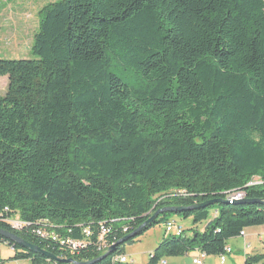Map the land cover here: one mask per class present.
Here are the masks:
<instances>
[{
    "label": "trees",
    "instance_id": "obj_1",
    "mask_svg": "<svg viewBox=\"0 0 264 264\" xmlns=\"http://www.w3.org/2000/svg\"><path fill=\"white\" fill-rule=\"evenodd\" d=\"M32 54L0 58V228L84 262L108 247L62 255L4 218L63 224L74 239L101 221L110 233L130 225L117 242L164 206L229 200L237 189L264 200V0H57L40 11ZM172 189L187 195L156 202ZM175 214L191 219L190 235L164 233L147 264L220 254L264 222V203ZM0 242L29 264H72ZM122 245L92 264H114ZM244 264H264V254Z\"/></svg>",
    "mask_w": 264,
    "mask_h": 264
},
{
    "label": "rangeland",
    "instance_id": "obj_2",
    "mask_svg": "<svg viewBox=\"0 0 264 264\" xmlns=\"http://www.w3.org/2000/svg\"><path fill=\"white\" fill-rule=\"evenodd\" d=\"M54 1L57 0H0V58H35L32 54V45L34 35L38 31L40 11L44 6ZM6 89L7 76L3 75L0 76V95H3ZM259 180L260 178L255 176L251 182H260ZM160 217L157 218L159 220L158 223L145 230L133 242L123 243V252L126 256L128 255L133 259V264H147L150 257L149 253L158 247L164 237V221L160 220ZM166 217L178 221L187 230L188 236L190 235V231H188L192 226L190 218L183 219L175 213H170ZM205 223L206 221L199 223L197 228L201 229ZM60 225L62 230H64L65 225ZM127 227H130V225L126 227L123 225L113 229L112 233L104 237V241L107 244H111V242L114 244L116 242L115 235L126 233L127 231L124 232V230ZM228 243L229 239H227ZM199 252L202 251L192 249L175 256L163 255L161 260H165L166 264H195L193 259L200 256ZM14 253V249L8 243L0 242V264L30 263L29 259H13ZM220 259L218 255H205L202 263L222 264ZM161 260L157 264H161ZM224 260H229L228 253L225 254ZM243 262V258H241L240 264H243Z\"/></svg>",
    "mask_w": 264,
    "mask_h": 264
},
{
    "label": "built area",
    "instance_id": "obj_3",
    "mask_svg": "<svg viewBox=\"0 0 264 264\" xmlns=\"http://www.w3.org/2000/svg\"><path fill=\"white\" fill-rule=\"evenodd\" d=\"M260 182H250L249 185L257 184ZM245 185V186H249ZM187 193L183 189H172L160 197L157 198L156 202H159L163 199H168L174 196H185ZM232 197H239L240 199L244 197V191L242 189L236 190V195ZM8 208L5 207L3 212H7ZM216 213V211H215ZM0 218L2 219V213H0ZM117 220V219H116ZM133 221V218H131ZM114 221V220H112ZM4 222L14 231H24L27 234H30L45 243V246L53 251L60 252L62 255L75 254L81 249L86 248L88 245L94 247L97 251L106 250L107 247L113 244H107L104 241V237L109 234L112 230L111 226L106 224L104 221L98 222L96 225V234L90 226H84L82 229V237L79 239H74L68 236L65 233H61L62 226H57V224L37 219L36 221L24 220L19 217L18 214H10L4 218ZM164 231L165 233H171L173 231H181V226L179 223L173 219H167L164 222ZM82 226V225H78ZM127 225H124L126 227ZM130 227H127L125 230H129ZM124 230V232H125ZM70 229L68 230V232ZM95 235V238H93ZM239 235H243V231L239 232ZM91 244V245H90ZM246 246V245H245ZM230 251V248L225 245L223 251L219 254L221 262L225 259V254ZM204 257V254L201 253L199 258L193 260L195 264H202L201 259ZM113 263L131 264L132 260L128 258L123 253H120L113 258Z\"/></svg>",
    "mask_w": 264,
    "mask_h": 264
},
{
    "label": "water",
    "instance_id": "obj_4",
    "mask_svg": "<svg viewBox=\"0 0 264 264\" xmlns=\"http://www.w3.org/2000/svg\"><path fill=\"white\" fill-rule=\"evenodd\" d=\"M228 203L226 200L222 199L221 197L218 198H212L209 200H205L203 202L197 203L195 205H191V206H164L162 208L157 209L146 221L143 222V224H141L136 230H134L133 232L125 235L124 237H122L121 239H119L115 245H119L122 244L124 242H126V240L128 238H132L135 237L143 228L148 227L149 225H151L153 223L154 220H156V218L159 215L165 214V213H176V212H182L185 209H195V208H200V207H207L209 205H212L214 203ZM246 203V204H254V203H264V200L261 199H248V198H244L241 200H237L235 201V203ZM0 235L3 236L4 238H6L7 240L14 242L16 244H18L19 246L23 247V248H27L30 251L33 252H38L40 254H43L45 256H47L48 258H51L55 261L58 262H63V263H72V264H92L97 260H100L101 258H103L104 256H106L107 254L113 252L115 250V245H112L108 248L107 252H105L104 254L100 255L99 257H97L96 259H93L91 261H84V262H79L76 261L72 258H67V259H61L56 257L55 255L41 249L40 247L36 246L35 244H32L26 240H24L23 238H21L20 236H18L15 233H12L6 229H2L0 228ZM184 238V237H183Z\"/></svg>",
    "mask_w": 264,
    "mask_h": 264
},
{
    "label": "crops",
    "instance_id": "obj_5",
    "mask_svg": "<svg viewBox=\"0 0 264 264\" xmlns=\"http://www.w3.org/2000/svg\"><path fill=\"white\" fill-rule=\"evenodd\" d=\"M244 234L245 237L238 235L229 239L227 244L229 247L231 246V251L228 253L229 260H224L222 264H240L241 258L245 261L246 255L264 254V223L245 228ZM128 258L132 260L131 264H133V259L130 256ZM160 263L166 264V261L161 260Z\"/></svg>",
    "mask_w": 264,
    "mask_h": 264
},
{
    "label": "bare ground",
    "instance_id": "obj_6",
    "mask_svg": "<svg viewBox=\"0 0 264 264\" xmlns=\"http://www.w3.org/2000/svg\"><path fill=\"white\" fill-rule=\"evenodd\" d=\"M235 195H236V192H235V193H232V194H229V196H228V199H229V200H227V199H224V200H226L228 203H230L231 200H232V202L235 203V201H237L238 199L241 200V199H244V197H245V194H244V197L241 198V199H240L239 197H232V196H235ZM194 205H195V204H194ZM161 208H162V207H161ZM158 209H159V208H158ZM156 210H157V209H156ZM156 210H155V211H156ZM155 211H154V212H155ZM154 212H153V213H154ZM149 217H150V216H149ZM149 217H148V218H149ZM148 218H147V219H148ZM147 219H146V220H147ZM168 219H172V218H168ZM146 220H145V221H146ZM166 220H167V219H166ZM166 220H165V221H166ZM173 220H174V219H173ZM165 221H164V222H165ZM175 221H176V220H175ZM177 222H178V221H177ZM178 223H179V222H178ZM163 224H164V223H163ZM179 225H180L181 228H182L181 231H173V232H171V233H167V234H166L165 231H164V233H165L166 235H168V234H173V235H181V234H183L184 227H183L180 223H179ZM242 231H243V235H242V236L245 237L244 230H242ZM12 233H13V232H12ZM113 245H115V244H113ZM111 246H112V245H111ZM227 246H228V245H227ZM228 247H229V246H228ZM108 248H109V247H108ZM229 248H230V247H229ZM107 250H108V249H107ZM230 251H231V250H230ZM230 251H229L228 253H230ZM199 253H200V254L203 253V254H204V257H205V253H204V252H199ZM200 254H199V255H200ZM218 256H219V254H218ZM199 257H200V256H199ZM199 257H197V258H199ZM204 257H203V258H204ZM203 258H202V259H203ZM95 259H96V258H95ZM194 259H196V258H194ZM194 259H193V260H194ZM202 259H201V262H202ZM223 261H224V260H223ZM114 264H118V263H114ZM124 264H128V263H124Z\"/></svg>",
    "mask_w": 264,
    "mask_h": 264
}]
</instances>
